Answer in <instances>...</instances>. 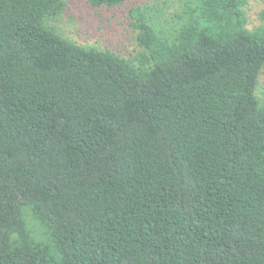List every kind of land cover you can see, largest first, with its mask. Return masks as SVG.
Segmentation results:
<instances>
[{
	"label": "trees",
	"instance_id": "trees-1",
	"mask_svg": "<svg viewBox=\"0 0 264 264\" xmlns=\"http://www.w3.org/2000/svg\"><path fill=\"white\" fill-rule=\"evenodd\" d=\"M128 1L0 0V264H264V6Z\"/></svg>",
	"mask_w": 264,
	"mask_h": 264
},
{
	"label": "rangeland",
	"instance_id": "rangeland-1",
	"mask_svg": "<svg viewBox=\"0 0 264 264\" xmlns=\"http://www.w3.org/2000/svg\"><path fill=\"white\" fill-rule=\"evenodd\" d=\"M68 9L63 16L62 32L78 44L97 48H109L115 51L131 52L130 31L127 22L120 17L123 8L102 10L92 7L87 0H67ZM152 0H129L126 6L144 4ZM264 6V0H249L246 7L249 28L258 22V12ZM257 95L264 102V69L259 78Z\"/></svg>",
	"mask_w": 264,
	"mask_h": 264
}]
</instances>
